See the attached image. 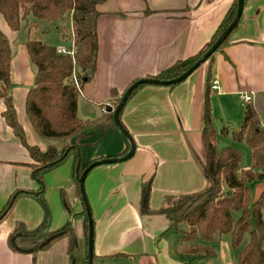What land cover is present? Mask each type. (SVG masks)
Returning a JSON list of instances; mask_svg holds the SVG:
<instances>
[{
    "label": "crops",
    "instance_id": "0c3cea01",
    "mask_svg": "<svg viewBox=\"0 0 264 264\" xmlns=\"http://www.w3.org/2000/svg\"><path fill=\"white\" fill-rule=\"evenodd\" d=\"M231 2L106 0L98 5L96 68L80 91L78 116L84 120L98 119L107 106H112V90L122 94L135 80L154 76L177 60L200 53ZM66 23L69 37L70 14ZM0 30L11 50L9 93L17 121L27 143L44 151L47 143L36 136L25 113L26 95L36 71L24 46L26 36L12 30L1 16ZM210 65L212 79L218 84L209 96L216 138H227L222 135V130L229 126L223 127L224 122L237 120L234 126L240 125L243 113L237 115L233 111L239 105L247 106L240 99L242 93L251 97L248 105L255 109L264 128V0H246L240 23L224 47L183 82L172 89L143 86L126 103L120 120L136 144L133 156L124 162L94 167L84 182L93 221L96 264H197L201 259L199 254L182 251L177 232L169 229L165 215L156 212L171 199L203 191L208 185L202 169L201 129ZM4 110L0 99V211L11 194L24 193L16 197L0 220V264H70L67 238L31 255L14 251L10 236L19 225L32 232L46 224L42 233L18 241L19 247L29 248L71 220L77 239L74 254L83 255L85 222L75 180L76 151L41 174L43 185L39 191L28 167L31 158L4 121ZM228 112L231 115L224 119ZM73 142L83 168L92 161L119 158L129 147L109 118L85 130ZM148 180L152 181L148 205L153 213L141 215L140 191ZM263 190L264 181H260L254 186L253 195L250 190L252 201ZM50 191L55 192L52 196L58 201L56 208L47 198ZM57 192L62 195L63 207ZM65 193L70 199L69 207ZM262 219L264 224V211ZM186 227L182 225L184 230ZM30 239L32 243L28 242ZM216 245L212 249L214 255L204 257L215 264H234L233 258H238L240 250L232 257L228 239H220ZM262 248L264 252V239Z\"/></svg>",
    "mask_w": 264,
    "mask_h": 264
},
{
    "label": "trees",
    "instance_id": "16d2710c",
    "mask_svg": "<svg viewBox=\"0 0 264 264\" xmlns=\"http://www.w3.org/2000/svg\"><path fill=\"white\" fill-rule=\"evenodd\" d=\"M105 1L0 0V16L12 30L24 32L26 36L24 46L30 62L36 69L33 85L26 95L25 113L36 136L47 143L44 151L27 143L24 131L17 121L9 93L11 50L8 39L0 30V99L5 105L2 117L12 129L15 137L27 150L31 158L28 167L32 171L33 180L39 185V191H41L43 185L41 174L47 169L62 163L68 153L78 149L77 145L71 142L74 138L95 126L102 119L109 118L112 121V113L108 112H104L96 120L81 119L77 113L80 91L83 85L93 77L96 68L98 51L96 23L99 16L96 7ZM245 2L246 0H244V4ZM236 8L237 0H232L207 45L200 53L177 60L158 74L150 76V78L165 81L176 78L185 72L229 26L235 16ZM69 14L71 16L72 35L68 37L66 19ZM239 23L240 20L237 26ZM41 27H48L58 36H61L63 41L65 39V42H67L65 46H70L72 43L75 47L74 56L70 57L58 53L56 45L32 39L31 36ZM227 39L215 52L224 47ZM211 81L212 71L210 65L206 78L207 88L201 129L204 149L202 169L204 175L208 178V185L203 191L178 196L164 203L156 213L166 216L169 221V229L177 232L181 249L186 253L202 254L210 257L214 255L212 248L196 243L197 238L205 243H210L215 233L217 235L230 234L231 244L237 248L241 245L245 233H248L249 240L239 251L237 264H264L262 248L264 239L262 219L264 190L255 201H252L248 187L250 182L264 181V128L260 124L255 109L247 105L239 130L231 132L233 142L245 143L250 150V168L241 169L242 154L237 147L231 145L221 150L217 148L216 131L209 108ZM176 85L167 87L172 89ZM143 86H146V84L139 85L134 89L126 103ZM121 95H118L116 91H111L113 108L118 104ZM227 134L228 130L224 128L222 135L226 136ZM59 142H66V145L60 149L58 147ZM128 150L129 147L122 155H125ZM76 159L77 157H75V162ZM83 169L80 166L79 173ZM151 182V180H148L141 186V215L153 213L148 205ZM76 185L78 188L77 182ZM20 193L24 192L17 191L11 194L0 211V220L10 210L14 200ZM37 195H39L38 192ZM82 208L85 222V246L82 256L74 254L77 239L71 220L61 228L50 232L44 239L29 248L19 247L18 241L33 238L42 233L46 224L32 232L19 225L10 236L11 248L14 251L35 255L58 239L67 238L70 264H87L88 228L85 208L84 206ZM233 211L240 212L236 220L232 217ZM182 225H186L188 230H184ZM93 264H96L94 256Z\"/></svg>",
    "mask_w": 264,
    "mask_h": 264
},
{
    "label": "water",
    "instance_id": "95a60500",
    "mask_svg": "<svg viewBox=\"0 0 264 264\" xmlns=\"http://www.w3.org/2000/svg\"><path fill=\"white\" fill-rule=\"evenodd\" d=\"M244 8V0H237V8L235 16L232 20V22L229 24V26L220 34V36L216 39V41L207 48L202 55L181 75H179L176 78L160 81L155 78H140L135 80L133 83L127 86V88L124 90V92L121 95V98L116 105L115 108L112 106H107L106 112L112 113V122L116 126V128L122 133V135L126 138L128 144H129V150L127 153L119 158H105L101 160H96L88 164L81 173H79L80 168V157L78 154V149H76L77 154V163H76V171H75V180L78 183V188L80 192V198L82 201V204L85 208L86 217H87V228H88V241H87V264H93V221L92 216L90 212V207L88 204V200L86 198L85 189H84V182L87 177V174L90 170H92L94 167L99 165H107L112 163H120L124 162L128 159H130L136 149V144L130 135L124 125L122 124L120 120V113L126 104V101L128 100L131 92L136 89L139 85L146 84V85H154V86H171L180 84L183 82L188 76H190L196 69H198L201 65L206 63L208 59L215 53L217 48L228 38V36L232 33V31L237 26L243 12Z\"/></svg>",
    "mask_w": 264,
    "mask_h": 264
},
{
    "label": "rangeland",
    "instance_id": "374dc122",
    "mask_svg": "<svg viewBox=\"0 0 264 264\" xmlns=\"http://www.w3.org/2000/svg\"><path fill=\"white\" fill-rule=\"evenodd\" d=\"M31 37H32V39H38V40H41V41H43L45 43H48V44H51V45H57V44L67 45L66 44L67 42L63 41V39H62L61 36H58L57 33H55L54 31H52L48 27H41ZM244 110H245V106L243 107V106H240L239 105V109L234 110L233 112H237V115L238 114H241V112L244 114ZM229 115H231L230 112H228V115H225L223 118L224 119H227L226 117L227 116L229 117ZM232 115H233V113H232ZM234 117L236 118V114L232 117L233 120L235 119ZM238 118H239V116H238ZM242 118H243V116H242ZM236 121L237 120H235L234 122H231L230 120H228L227 122H224L223 121L224 122L223 123L224 124L223 127H225L226 124L229 125L228 128H227L228 134L226 136L227 138H224L223 141H220L221 138H216L217 148H218V150H221L222 148L227 147V146H230V145L237 147L240 150L241 154H242V160H241V163H240V168L243 169V170L244 169H249L250 168V164H251L250 163V150H249V148L247 147V145L245 143H235V142L232 141L231 132L234 131V130H238L239 129V126L238 127H235L234 126L236 124ZM229 123H231V124H229ZM71 142H73V141H71ZM64 145H66V142H59L58 143V147L60 149ZM75 168H76V166H75ZM257 183H258V181H256V182H250L248 184V187L250 188L252 195L254 194V186ZM54 193H55L54 191L53 192L50 191L49 193H47V195H48L47 198L50 199V201L52 202V205L54 206V208H56V206L58 205V201H57L56 197L52 196ZM65 194H64L65 202L68 203V207H69L70 199L67 196V194L66 195ZM57 195H58V198H60L59 199L60 205L62 204L61 207H63L62 195L59 192H57ZM42 198L45 201L46 196H43ZM44 205H46L45 202H44ZM239 215H240V212H238V211H233L232 212V217H233L234 220L238 219ZM186 229L188 230V227H186ZM220 239H228V241H230V246H231V250H232L231 252H233L232 253V257H233V254H237L236 252L239 251V250H241V248L244 247L245 244L248 242V240H249V234L248 233H245V235L243 236L241 245L239 247H237V248H235V247L232 246V244H231V235L230 234H221V235L218 234L217 235L215 233L210 243H205V242L201 241L199 238H197L195 240V242L198 243V244L207 245V246L211 247L214 250L215 245L217 244L218 240H220ZM32 240L30 239V240H28V242L30 241L32 243ZM199 256H201V259L199 260V262H197V264H215L213 260L210 261L207 257H204V255L199 254ZM236 259L233 258V261H234L233 263L234 264H236Z\"/></svg>",
    "mask_w": 264,
    "mask_h": 264
},
{
    "label": "built area",
    "instance_id": "2783aa9c",
    "mask_svg": "<svg viewBox=\"0 0 264 264\" xmlns=\"http://www.w3.org/2000/svg\"><path fill=\"white\" fill-rule=\"evenodd\" d=\"M57 52L63 55L73 57L75 54V47L72 43L70 44V46H59L57 47ZM73 80L75 81V79ZM217 88H218V84H217L216 79H212L210 89L212 91H215L217 90ZM240 99L242 103L245 105H248L251 102V97L244 93L240 94Z\"/></svg>",
    "mask_w": 264,
    "mask_h": 264
}]
</instances>
